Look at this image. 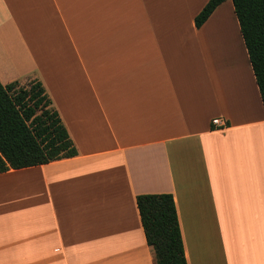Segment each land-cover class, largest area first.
I'll return each instance as SVG.
<instances>
[{
	"label": "crops",
	"instance_id": "0c3cea01",
	"mask_svg": "<svg viewBox=\"0 0 264 264\" xmlns=\"http://www.w3.org/2000/svg\"><path fill=\"white\" fill-rule=\"evenodd\" d=\"M207 1L0 0V84L39 82L76 150L0 174V264H155L146 194L186 264H264V109L231 1L194 26Z\"/></svg>",
	"mask_w": 264,
	"mask_h": 264
},
{
	"label": "trees",
	"instance_id": "16d2710c",
	"mask_svg": "<svg viewBox=\"0 0 264 264\" xmlns=\"http://www.w3.org/2000/svg\"><path fill=\"white\" fill-rule=\"evenodd\" d=\"M227 0H208L194 18L198 29ZM264 109V0H230ZM41 84H0V174L76 155L75 147ZM155 264H186L173 197L135 198Z\"/></svg>",
	"mask_w": 264,
	"mask_h": 264
},
{
	"label": "rangeland",
	"instance_id": "374dc122",
	"mask_svg": "<svg viewBox=\"0 0 264 264\" xmlns=\"http://www.w3.org/2000/svg\"><path fill=\"white\" fill-rule=\"evenodd\" d=\"M223 7H224L223 9L228 11V12L232 11V9L230 7V2L226 1V3L223 5ZM11 52H17V51L15 49L10 50V55L12 54ZM17 54H18V52H17ZM18 56L19 55H17L16 57H18ZM11 59L13 60V55H11ZM236 62H237V59H236ZM28 84H29V80H26V81L20 83V85H22V86H27Z\"/></svg>",
	"mask_w": 264,
	"mask_h": 264
},
{
	"label": "built area",
	"instance_id": "2783aa9c",
	"mask_svg": "<svg viewBox=\"0 0 264 264\" xmlns=\"http://www.w3.org/2000/svg\"><path fill=\"white\" fill-rule=\"evenodd\" d=\"M211 125L220 129H225L227 127V124L224 120L221 118H215L211 121Z\"/></svg>",
	"mask_w": 264,
	"mask_h": 264
}]
</instances>
